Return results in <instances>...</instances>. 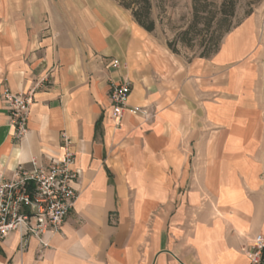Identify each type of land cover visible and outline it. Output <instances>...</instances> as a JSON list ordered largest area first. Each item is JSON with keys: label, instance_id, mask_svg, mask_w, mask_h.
I'll return each instance as SVG.
<instances>
[{"label": "crops", "instance_id": "0c3cea01", "mask_svg": "<svg viewBox=\"0 0 264 264\" xmlns=\"http://www.w3.org/2000/svg\"><path fill=\"white\" fill-rule=\"evenodd\" d=\"M60 4L0 0V92L34 94L19 140L0 93V175L57 156L65 131L79 196L48 246L13 231L0 264H250L246 248L264 233V151L237 149L248 124L235 57L189 64L108 0L78 25L43 22ZM122 76L132 82L128 105L153 118H111L110 81Z\"/></svg>", "mask_w": 264, "mask_h": 264}, {"label": "built area", "instance_id": "2783aa9c", "mask_svg": "<svg viewBox=\"0 0 264 264\" xmlns=\"http://www.w3.org/2000/svg\"><path fill=\"white\" fill-rule=\"evenodd\" d=\"M114 67H120V60H113ZM132 82L122 76L110 81V116L120 124L125 113L141 114L146 119L155 116L147 107L129 106ZM10 111L13 135L21 140L28 133L30 108L34 103L33 91L14 93L4 85L1 88ZM62 145L57 156L46 162L32 158L21 162L10 176L0 175V242L13 231L22 238L35 236L41 245H49L46 234L60 231L70 212L74 209L79 193L76 184L80 170L76 165V153L72 140L64 131ZM246 254L250 264H264V233H257Z\"/></svg>", "mask_w": 264, "mask_h": 264}, {"label": "rangeland", "instance_id": "374dc122", "mask_svg": "<svg viewBox=\"0 0 264 264\" xmlns=\"http://www.w3.org/2000/svg\"><path fill=\"white\" fill-rule=\"evenodd\" d=\"M45 1L52 2V0ZM54 1H60V6L55 8V13L51 8L42 12V21L49 23L53 20L66 21L78 25L84 21L83 12L91 11L99 0ZM119 1L108 0V3L118 10L117 7H121ZM219 1L215 0V2ZM153 3L152 14L156 20V28L152 31V36L160 43H164L172 53L192 64L194 60L200 58L202 48L197 41H194L192 46L182 43L179 35L189 26L193 0H153ZM31 6L32 9H36L35 3L32 2ZM248 11L251 12L248 14ZM130 13L129 9L122 11L120 15L123 22H132ZM233 23L235 26L224 34L218 52L220 55L226 50L235 57L238 116L242 120L246 118L244 121L247 120L248 124L245 131L247 140L237 142V149L255 151L254 155L260 159L261 151H264V138H262L264 136V0H240ZM171 41L177 52L168 45Z\"/></svg>", "mask_w": 264, "mask_h": 264}, {"label": "trees", "instance_id": "16d2710c", "mask_svg": "<svg viewBox=\"0 0 264 264\" xmlns=\"http://www.w3.org/2000/svg\"><path fill=\"white\" fill-rule=\"evenodd\" d=\"M239 2L240 0H193L192 18L189 26L180 33L179 40L190 46L197 41L202 48L199 56L211 57L220 49L224 34L235 26L233 21ZM119 5L129 9L136 22L144 29L149 32L155 30L153 0H120ZM168 45L177 52L172 41Z\"/></svg>", "mask_w": 264, "mask_h": 264}]
</instances>
